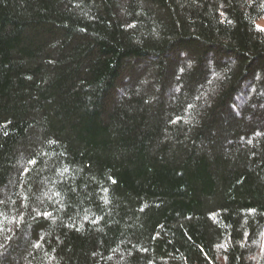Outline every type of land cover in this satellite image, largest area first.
Instances as JSON below:
<instances>
[{"label":"trees","instance_id":"1","mask_svg":"<svg viewBox=\"0 0 264 264\" xmlns=\"http://www.w3.org/2000/svg\"><path fill=\"white\" fill-rule=\"evenodd\" d=\"M262 21L0 0V264H264Z\"/></svg>","mask_w":264,"mask_h":264},{"label":"rangeland","instance_id":"2","mask_svg":"<svg viewBox=\"0 0 264 264\" xmlns=\"http://www.w3.org/2000/svg\"><path fill=\"white\" fill-rule=\"evenodd\" d=\"M260 25L262 26V27H264V22L262 21V22H260Z\"/></svg>","mask_w":264,"mask_h":264},{"label":"snow or ice","instance_id":"3","mask_svg":"<svg viewBox=\"0 0 264 264\" xmlns=\"http://www.w3.org/2000/svg\"><path fill=\"white\" fill-rule=\"evenodd\" d=\"M45 215H47V213Z\"/></svg>","mask_w":264,"mask_h":264}]
</instances>
